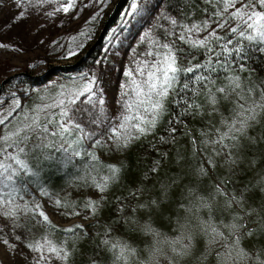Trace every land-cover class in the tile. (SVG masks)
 Instances as JSON below:
<instances>
[{"label":"snow or ice","instance_id":"snow-or-ice-1","mask_svg":"<svg viewBox=\"0 0 264 264\" xmlns=\"http://www.w3.org/2000/svg\"><path fill=\"white\" fill-rule=\"evenodd\" d=\"M109 2L110 0H88V3L80 4L79 0H11V5H7L6 0H0V9L5 6L15 8L16 14L12 18L15 23L30 18V9L43 8L45 5H55L51 10L43 12L47 17H54L60 12L68 14L78 6L83 9L96 5L98 10L85 22L87 24L98 20ZM162 2L163 0H157L156 4H153L151 0H127L121 10L118 26L109 29L105 37V57L107 58L108 50L123 43L126 38L124 33L130 31L135 23L144 18L145 13L150 14ZM203 2L213 5V10L200 21L181 23L175 16H161V19L169 21L170 28L162 37L148 41L150 47L142 54L143 59L138 54L135 69L124 71V76L131 79L134 99H129L130 93L125 91L124 98L120 101L123 112L120 119L112 125L113 135L109 137L114 139L117 149H127L142 137L154 133L161 118L166 114L170 117V125H182L187 115L201 114L204 102L196 103L189 95L194 91L190 86L193 81L200 83L202 89L207 88L206 100L212 106L213 113L218 111L217 106L221 100L236 98L232 111L220 121L222 127L215 128L216 138L205 141L214 146L217 156H222L234 169L239 164L243 147H247L249 142L255 139L248 133L258 120H264V84L251 86L244 91L241 89L240 77L234 76L229 78L228 85L213 91L210 85L215 81L210 79L209 75L195 73L203 69L214 73L216 69L212 67L213 63L220 64L221 68L225 67L226 61L221 63L218 58L213 60L212 55L216 53L217 47L222 49L220 53H216L217 57L230 53L232 50L229 45L233 44V39L220 35L218 29L226 30L234 37L246 41L264 43V0H215L214 4L213 0ZM207 11L206 8L205 13ZM5 28L10 29L11 24L5 25ZM78 36L85 37V41L91 40L92 29L81 31ZM145 40L146 37H141L142 42ZM76 41V36L71 37L64 59L79 55L86 47L85 41L75 43ZM221 41L224 43H220ZM213 44L216 47H213ZM181 45L187 46L189 50H206L209 53L207 62L184 67L186 48ZM10 47L11 44L0 42V49ZM15 50L24 51L19 47ZM259 50L264 52V47ZM235 51L239 52L240 49L236 48ZM96 67V72L90 71L81 73L76 78L70 77L69 79L73 80L71 88L65 90L62 86V90L51 98L50 103L35 104L24 111L21 99L16 97L7 110L0 108V220L3 221L0 223V246H3L4 258L10 261L15 256L18 260L21 257H30L35 264H49L53 259L67 264L72 253L64 242L54 240L51 232L75 235L76 230L84 227L77 224L57 229L43 210L42 203L37 200H25V196L30 195L29 186L39 188L40 195L48 198L56 208L67 209L65 215L79 216L81 213L72 209L81 207L80 204L51 193L45 186L49 172H62L64 176H70L72 179L69 183L72 187L93 188L100 193L106 192L109 186L120 178L122 164L118 167L115 164L101 163L84 149V142L93 140L96 136L95 131L88 129L103 125L115 115L113 113L109 116L106 112V100L103 95V77L105 72L111 69L104 60H97ZM134 73L142 77L139 82ZM127 86L126 82L124 87ZM216 93L221 95L218 97ZM12 96H15V93ZM41 100L43 101L44 97H41ZM170 104L176 108L175 115L168 110L167 105ZM176 132V126L170 127L169 135L173 140ZM160 139L165 140V137L161 136ZM95 144L104 146L103 141L97 140ZM82 158L88 162L83 163ZM209 163L212 161L209 160ZM156 170L157 166L154 165L151 171ZM225 183L227 181L216 185L215 191L227 198L226 207L236 206L241 210L240 214L234 216L230 223L217 225L209 219L182 225L183 230L178 237L163 241L170 249L171 264H180L182 258L200 252L199 245L204 247L205 259L207 254L214 253L215 264H264V240L257 241V233L250 226L252 215L248 211L251 209L248 201L252 197L245 196L247 186L233 194L222 187ZM166 191V186L161 188L162 195L166 194ZM131 195L135 197L137 192L134 191ZM102 199L103 196L100 199L89 198L83 202L82 208L90 216H98ZM161 204L159 195L156 199H149L140 204L139 207L151 211L148 213L149 218L143 224L136 221L134 228L135 231L155 239V245L150 247L153 261L163 254L160 247L161 234L152 226L151 219L161 208ZM200 205L204 208L211 207L202 199ZM251 211L254 212V209ZM261 224H264V208L261 210ZM45 227L51 231L36 238V234ZM261 235L264 236V231H261ZM201 236L204 239H199ZM255 244L261 245L259 253L253 250ZM97 247L110 251L114 264H126L128 258L136 254L131 245L111 238L107 231ZM31 253L36 255L31 256ZM4 258H0V264H3ZM91 264H97L95 257Z\"/></svg>","mask_w":264,"mask_h":264},{"label":"rangeland","instance_id":"rangeland-1","mask_svg":"<svg viewBox=\"0 0 264 264\" xmlns=\"http://www.w3.org/2000/svg\"><path fill=\"white\" fill-rule=\"evenodd\" d=\"M79 2L88 3V0ZM151 2L156 4L157 0ZM6 3L11 5V0H6ZM126 3L127 0H110L100 18L87 24L85 22L98 10L96 5L83 9L78 6L68 14L60 12L54 17H47L43 12L51 10L55 5H45L43 8L30 9V18L15 23L12 22L16 14L15 8L5 6L0 9V42L12 45L8 49H0V108L7 110L16 97L21 99L24 111L35 104L50 103L51 98L62 90V86L65 90L71 88L73 80L69 79L70 77L76 78L81 73L96 72L97 60H104L111 69L106 71L103 77V95L106 100L105 108L111 111V116L113 113L115 115L98 140L103 141L104 146H96L93 143L90 147L84 145V149L101 163L115 164L118 167L122 164L120 178L113 182L106 192L100 193L93 188L72 187L69 183L72 179L70 176H64L62 172L56 174L49 172L45 186L51 193L66 197L69 202L75 201L80 204L81 207L72 209L79 211L81 213L79 216L65 215L67 209L56 208L48 198L40 195L39 188L34 185L29 186L30 195L25 196V200H37L42 203L43 210L57 229L77 224L84 226L83 229L76 230L75 235L51 232L54 240L64 242L71 251L67 264H91L94 257L97 264H114L112 253L97 247L106 231L111 238L127 242L136 250V254L129 257L126 264H171L170 249L163 241L178 237L183 230L182 225L209 219L217 225L230 223L234 216L240 214L241 210L236 206L226 207L227 198L215 191L216 185L222 181H227L222 187L233 194L247 186L245 196L252 197L248 201L251 205L248 211L252 215L250 226L257 233L256 240H264V236L261 235V231H264V224H261V210L264 208V120H258L249 129L248 135L255 139L251 140L247 147H243L239 164L234 169L222 156L216 155L212 144L205 143L216 138L215 128L222 127L220 121L232 111L236 103L235 97L231 100H221L217 106L218 111L213 113L212 106L206 100L207 88L202 89L198 83L199 90L190 92L189 95L196 103L204 102L201 114L187 115L182 125H170V117L166 114L161 118L154 133L142 137L127 149H117L114 139H109L113 135L112 125L120 119L123 112L120 101L124 98V92L128 91L130 93L128 98L134 99L131 79L124 76V71L135 69L138 54L143 59L142 54L150 47L148 41L162 37L170 28L169 21L161 19V16L172 15L181 23H191L193 20H202L213 10V5L205 4L203 0H163L158 8L150 14L145 13L143 19L124 33L126 38L123 39V43L116 44L113 49L108 50L106 58L105 37L109 29L118 26L121 10ZM7 24H11L10 29L5 28ZM87 29H92V39L85 41V37L78 36V33ZM217 31L220 35L233 39L234 46L237 44L241 47L243 42H250L234 37L226 30ZM73 36L77 37L75 43L85 41L86 47L79 55L64 59V53ZM141 37H146V40L142 42ZM232 45H229V48ZM181 46L186 48L184 67L207 62L209 53L206 50H189L187 46ZM212 46L216 47L215 44ZM17 47L24 51H16ZM221 51L219 47L216 48V53ZM216 53H213L212 59L218 58L221 63L226 61L224 68L213 63L212 67L216 69L214 73H208L207 69L195 73L209 75L210 79L215 81L210 85L213 91L228 85L229 78L234 76L240 77L241 89L244 91L251 86L264 84V73L255 74L245 68L227 67L233 64H227L231 59V52L218 57ZM134 76L138 82L142 79L135 73ZM126 82L128 86L124 87ZM13 93L15 96H12ZM216 95L219 97L221 94ZM41 97H44L43 101ZM167 107L169 112L175 115V106L170 104ZM180 111L183 115L182 108ZM172 126L177 127L174 140L169 135ZM161 136H164L165 140H161ZM241 144L243 146V141ZM209 160L212 163H209ZM82 162L86 164L88 161L82 158ZM154 165L157 166L155 172L151 171ZM165 186L167 191L162 195L161 188ZM134 191L137 192L135 197L131 195ZM158 195L162 200L161 208L151 219L152 226L161 234L160 247L163 254L153 261L150 247L155 245V239L135 231L134 228L135 222L143 224L151 211L139 205L149 199H156ZM101 196H103L100 201L101 212L98 216H90L82 208L83 202L89 198L100 199ZM201 199L211 207H201ZM253 209L254 212L251 211ZM0 223L3 221L0 220ZM49 231L51 230L45 227L36 234V238ZM199 239L204 237L201 236ZM198 247L200 252L182 258L180 264H215L214 253L207 254L205 259L203 245ZM260 248V244H255L253 250L259 253ZM35 255L36 253H31V256ZM0 258H4L3 246H0ZM22 261L24 264H35L30 257H21L18 260L15 256L11 261L4 258L3 264H22ZM49 264L65 262L53 259Z\"/></svg>","mask_w":264,"mask_h":264},{"label":"trees","instance_id":"trees-1","mask_svg":"<svg viewBox=\"0 0 264 264\" xmlns=\"http://www.w3.org/2000/svg\"><path fill=\"white\" fill-rule=\"evenodd\" d=\"M264 47V43L254 41V42H243V45L241 47H238L237 44L232 45L230 47L231 51V59L227 64L233 63L228 65L227 67H233V68H241V65H243V68L248 69V71L254 72L255 74L258 73H264V52H261L259 49ZM236 48H239L240 51H235ZM195 89L193 92H197L199 90L198 83H192L190 85ZM106 109V108H105ZM106 112L109 116H111V111L106 109ZM111 122L105 121L103 125H95L91 128H89V131H95L96 136L93 138V140L85 141L84 145L87 147H90L93 143H95L97 140L100 139L103 131L107 127V125Z\"/></svg>","mask_w":264,"mask_h":264}]
</instances>
